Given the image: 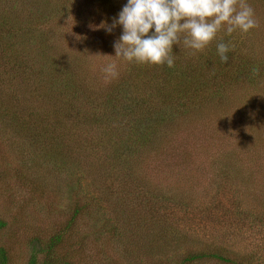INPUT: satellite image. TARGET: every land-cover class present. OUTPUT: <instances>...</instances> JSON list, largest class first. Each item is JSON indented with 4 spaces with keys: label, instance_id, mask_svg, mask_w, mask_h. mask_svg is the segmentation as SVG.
<instances>
[{
    "label": "rangeland",
    "instance_id": "rangeland-1",
    "mask_svg": "<svg viewBox=\"0 0 264 264\" xmlns=\"http://www.w3.org/2000/svg\"><path fill=\"white\" fill-rule=\"evenodd\" d=\"M4 1L0 15L24 24L18 42L32 28L51 43L30 48L13 73L0 69V218L6 223L0 247L9 264H29L32 242L58 231L80 199L89 202L88 211L58 252L72 264H178L183 254L209 247L236 264H264V19H258L264 0H246L257 20L249 32L227 35L221 28L198 52L173 46L180 65L194 71L228 39L252 58L257 84L247 76L243 83L219 77L206 89L196 71V81L172 85L165 93L176 102L151 104L145 113L148 131L157 134L139 150L129 185L107 174L117 167L110 163L111 144L125 137L117 127L124 114L111 107L113 115L90 120L91 128L79 124L81 104L65 107L74 92L61 88L63 74L52 71L55 64L45 55L47 45L55 46L60 63L85 77L81 90L94 86L89 97L109 93L113 78L102 71L109 63L117 65L120 80L133 72L136 78L139 65L111 57L121 28L109 33L101 25H110L127 0H25L21 7ZM161 67L145 64L140 85ZM93 106L105 112L98 99Z\"/></svg>",
    "mask_w": 264,
    "mask_h": 264
},
{
    "label": "trees",
    "instance_id": "trees-1",
    "mask_svg": "<svg viewBox=\"0 0 264 264\" xmlns=\"http://www.w3.org/2000/svg\"><path fill=\"white\" fill-rule=\"evenodd\" d=\"M8 1H11L13 5H19L20 3L19 7L24 6L25 3V0L22 2L21 0ZM3 2L6 1L1 0V3ZM258 19L263 20L264 17H258ZM22 25L24 24L8 18L4 19L3 16L0 15V62L2 66V68L0 69L3 75H5L6 73H13L15 71V67L13 65H22L21 59L23 58V56H26V53L30 50V48L36 50V47L41 43H50V39L48 41L44 33L42 34V37H44V39L42 40L40 33L37 34L39 30L32 28L31 30H29V33H26V41L24 42L23 40L21 42H18L17 35H19L23 31ZM226 40L227 42L224 43L229 44L230 47V51L227 53V63H222L219 56L217 55L216 50L213 51L211 49L212 51L210 50L209 53L206 54L208 55L206 57V60H204L203 63L199 64L193 71L194 67H192V65L189 63H186L184 66L180 65V61L182 62V60H180L179 56H176L177 54H174V66L172 68H168L167 66L162 65V70L159 68L158 72L160 75L148 79V83L146 82L143 86L140 85L143 79V76H140V74H142V70H144L145 65L137 64L139 65V67L136 69L137 73L140 69V73H138V76L135 78V74L133 72L131 74L132 77L122 78L121 80L120 78L116 77L117 80L115 81L111 79L109 93H107L104 98L89 97L90 95H87L94 86H92L88 90H81L78 84L81 85V81L84 80L85 77L77 76L76 73L71 72V67L64 66L60 63L61 61H63L62 53L60 55V52L57 51V48H54L55 46H53L52 49L47 45L45 55H48L46 56V58L49 57L52 60V64H55L52 71L56 73L62 72L63 74V86H61V88H71V91L74 92L71 95L72 98H68L66 100V103L63 102V104H65V107L68 109L73 108V102L75 101H79L81 104L79 106L81 110L76 111L77 115H75L76 119L80 117L79 124L91 128L90 125H94L90 120L96 121L98 119L107 118L108 113H111L113 115L114 111L111 107H115L117 114H124L121 116L123 118L122 123H117V127L118 130L124 131L125 137L123 140H120L121 142L119 141L118 143L111 144V146H113V152H111L110 154L112 155L110 157V163L114 164V166L117 164V167L116 169H112L110 171L108 170V173H106L109 176L115 178L121 176L122 184L129 185V183H133L135 181V179H133V165L139 162V150L145 148L148 136L153 137L157 134V132H154L152 130H150V132L148 131V117H146L145 113L149 112V106H151V104H155L157 107L159 105H164L167 102H176V96L165 93V91L169 92V89L172 88V85L175 84L180 86L184 82L196 81L191 75V72L196 73V71L198 72V76H201L204 79V86L206 89H208V83H210L211 80L217 79L219 77L224 81L227 80V78H232L234 82L239 81L243 83L244 80H246L247 76L250 78V82H257V73H255L254 71V63L253 61H251L252 58L248 55L242 56L241 53L239 54L238 49L233 46L234 44L228 39ZM216 45L217 44H215V46ZM39 50H41V52L44 51L42 49ZM225 65L227 67H225ZM226 68L227 70L224 71ZM44 73L45 68L44 71L43 69L40 71L39 76L43 75ZM160 77L161 80H159ZM9 80L11 79H8V81ZM12 80L16 79L12 78ZM53 82L58 81L55 80ZM50 85H52V89H55L56 86H58V84L55 83H51ZM252 86L255 85L253 84ZM96 98L105 106V109L103 110V112H105L103 114L102 110H98L95 106H93L96 103ZM13 114L15 117H17L16 113ZM136 117L137 119H135ZM79 121H77V123ZM49 137H51V134ZM105 147L107 146L104 145L103 139L101 142V148L104 149ZM132 176L133 178H131ZM130 178L132 180H130ZM127 188L128 190L124 191H126L127 194L129 193V195L133 194L131 193L132 188ZM75 201V205L72 206L67 213L65 221L62 225H60L58 231L53 232L51 237H49L45 242H41L39 239H35L32 242V258L29 264H72L69 259L60 257L58 252L63 250L64 246L67 245L69 235L75 228L76 219L79 218L82 214H85L88 211V205L90 206L89 202L88 204L86 202L84 203L81 199L79 201ZM254 210L257 214L258 210L255 207ZM247 213L250 216L253 215L252 211L247 210ZM261 221V223H264V219H262ZM5 227V221L0 218V231ZM260 230H264V224H262ZM210 248L211 247H209V249ZM209 249L195 250L188 252L185 255L183 254L178 264H191L196 261L203 262L205 260L211 259L216 260L217 263L221 264H236L235 262L218 254L215 250L212 251L211 249ZM257 263L259 264L260 261H257ZM0 264H9L8 254L3 247H0Z\"/></svg>",
    "mask_w": 264,
    "mask_h": 264
},
{
    "label": "clouds",
    "instance_id": "clouds-1",
    "mask_svg": "<svg viewBox=\"0 0 264 264\" xmlns=\"http://www.w3.org/2000/svg\"><path fill=\"white\" fill-rule=\"evenodd\" d=\"M107 32L119 26L121 35L113 42L114 56L140 65L174 66L173 45L198 52L205 49L223 28L230 35L257 27L253 8L246 0H127ZM100 25V27H101ZM229 44L219 42L216 52L227 63ZM105 78L118 76L117 65L107 64Z\"/></svg>",
    "mask_w": 264,
    "mask_h": 264
}]
</instances>
